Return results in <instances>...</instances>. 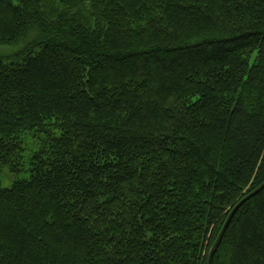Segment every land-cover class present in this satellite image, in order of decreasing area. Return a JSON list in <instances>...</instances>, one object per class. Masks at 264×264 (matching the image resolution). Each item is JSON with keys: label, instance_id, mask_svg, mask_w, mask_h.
Wrapping results in <instances>:
<instances>
[{"label": "trees", "instance_id": "trees-1", "mask_svg": "<svg viewBox=\"0 0 264 264\" xmlns=\"http://www.w3.org/2000/svg\"><path fill=\"white\" fill-rule=\"evenodd\" d=\"M2 46L0 264H208L264 184V0H0ZM213 264H264V190Z\"/></svg>", "mask_w": 264, "mask_h": 264}, {"label": "rangeland", "instance_id": "rangeland-1", "mask_svg": "<svg viewBox=\"0 0 264 264\" xmlns=\"http://www.w3.org/2000/svg\"><path fill=\"white\" fill-rule=\"evenodd\" d=\"M19 46H2L0 47V60H3L6 63L11 61H19L16 54L19 52ZM24 148V161L27 163L30 156L38 152L44 142L47 139V135L36 133L34 131H29L21 135ZM29 178V172H25L19 175L13 174L9 167L0 165V180L4 188L9 189L13 183L18 179Z\"/></svg>", "mask_w": 264, "mask_h": 264}, {"label": "water", "instance_id": "water-1", "mask_svg": "<svg viewBox=\"0 0 264 264\" xmlns=\"http://www.w3.org/2000/svg\"><path fill=\"white\" fill-rule=\"evenodd\" d=\"M263 190H264V184H263L259 189H257L254 193H252L251 195H249L248 197H246L243 201H241V202L237 205V207L233 210V212L231 213V215H230L228 221L226 222V224H225V226H224V228H223V230H222V232H221V234H220L218 240L216 241V243H215V245H214V247H213V249H212V251H211V253H210V257H209V262H208V264H213L214 257H215V255H216L218 249H219L220 246H221V243H222L223 238H224V236H225V234H226L227 228H228V226H229V224H230V222H231L233 216L235 215L236 211H237V210H238V209H239V208H240L245 202H247V201L250 200L251 198L255 197L256 195H258V194H259L260 192H262Z\"/></svg>", "mask_w": 264, "mask_h": 264}]
</instances>
